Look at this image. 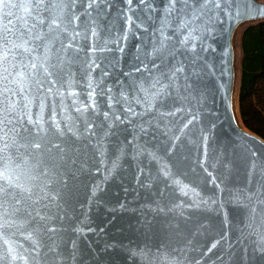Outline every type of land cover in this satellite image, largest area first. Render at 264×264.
I'll return each mask as SVG.
<instances>
[{
	"label": "snow or ice",
	"instance_id": "6c2138e0",
	"mask_svg": "<svg viewBox=\"0 0 264 264\" xmlns=\"http://www.w3.org/2000/svg\"><path fill=\"white\" fill-rule=\"evenodd\" d=\"M0 12V152L7 154L17 146L13 135L27 137V145L39 155L47 152L46 160L33 163L25 156L19 165L6 161L0 168V229L11 228L16 223L12 217L21 215L19 222L28 227L20 235L31 241L25 249L29 255H18L6 240L8 247L0 254V264H28L30 257L35 264H70L71 255L58 251L59 243L51 239L57 236L63 215L59 203L72 201L77 185L89 173H99L109 165L104 172L110 175L117 167L124 145L116 139L109 154L108 130L117 123H131L130 117L182 111L176 102L198 98L200 77L215 67L198 54L203 38L222 31L225 20L242 22L264 15V4L256 0H0ZM141 29L152 41L145 55L154 57L150 66L156 71L144 80L122 85L113 95L112 85L104 89L102 83L108 81L109 73L101 69L97 79L93 71L108 66L109 56L123 50L121 40L133 30L140 35ZM66 92L73 98L75 115L65 116L62 124L57 120L55 98ZM80 94L83 100L78 99ZM50 98L51 115L45 121L43 113ZM37 100L39 111L34 119L32 107ZM101 104L108 110L101 112ZM59 106L67 111L63 99ZM165 106L170 112L160 111ZM147 126L142 121L141 131ZM163 150L171 152L172 148ZM139 152H147L158 162L151 177L157 185L195 192L179 178L183 173L173 172V166L160 155L143 146ZM249 163L256 172L264 169V157L255 152ZM21 168L26 174L23 182L14 175ZM257 179L264 193V174ZM95 191L93 186L91 192ZM253 193L250 190L236 199L248 200L253 214L259 210L264 215V198L252 203ZM52 208L55 213H50ZM260 251L264 252V244Z\"/></svg>",
	"mask_w": 264,
	"mask_h": 264
},
{
	"label": "water",
	"instance_id": "95a60500",
	"mask_svg": "<svg viewBox=\"0 0 264 264\" xmlns=\"http://www.w3.org/2000/svg\"><path fill=\"white\" fill-rule=\"evenodd\" d=\"M256 3L264 4V0ZM12 11L20 14L17 9ZM262 20L264 15L242 22L225 20L222 31L217 29L203 38L198 54L215 67L200 77L198 98L184 97L182 104L176 102L175 107H182V111L130 117L131 123H117L108 130L106 139L112 141L109 154L116 139L124 145L117 167L110 175L104 172L109 165L99 173H89L77 185L74 199L59 203L63 215L57 224V236L51 239L59 243L58 251L71 255L70 264H264V252L260 251L264 215L259 210L253 214L248 200L236 199L250 190H254L249 197L252 203L264 198L257 179L264 169L256 172L249 163L253 152L264 157V139L241 121L237 100L240 70L236 67L239 29ZM140 32L130 31L120 42L123 50L109 56L108 66L93 71L97 79L101 69L109 73L108 81L102 83L104 89L112 85L113 95L122 85L144 80L156 71L150 66L154 57L145 55L152 41L147 32ZM176 58L180 59L178 53ZM61 99L67 111L59 106ZM78 99L83 100L84 95ZM55 100L57 120L63 124L65 116L75 115L73 98L66 92ZM47 103L45 121L51 115V98ZM100 109L108 110L103 104ZM38 111L37 100L32 107L34 119ZM160 111L167 113L170 108L165 106ZM142 121L149 125L143 132ZM11 138L17 146L7 154L0 152V168L6 161L10 166L19 165L25 156L33 163L47 159L46 151L41 156L27 145V137ZM141 146L160 155L173 166V172L183 173L179 178L195 192L181 193L175 190L176 185H157L151 177L159 164L147 152L138 153ZM165 147L172 151L163 150ZM14 175L23 182L26 174L21 168ZM93 186L95 193L91 192ZM49 211L55 213L56 209ZM22 219L21 215L14 216L16 223L11 228L0 229V254L7 249V240L18 255H29L25 249L31 241L20 235L28 227L19 222ZM28 264L35 261L30 257Z\"/></svg>",
	"mask_w": 264,
	"mask_h": 264
},
{
	"label": "trees",
	"instance_id": "16d2710c",
	"mask_svg": "<svg viewBox=\"0 0 264 264\" xmlns=\"http://www.w3.org/2000/svg\"><path fill=\"white\" fill-rule=\"evenodd\" d=\"M240 49V118L246 128L264 139V20L243 29Z\"/></svg>",
	"mask_w": 264,
	"mask_h": 264
},
{
	"label": "rangeland",
	"instance_id": "374dc122",
	"mask_svg": "<svg viewBox=\"0 0 264 264\" xmlns=\"http://www.w3.org/2000/svg\"><path fill=\"white\" fill-rule=\"evenodd\" d=\"M245 25L239 29L238 33H237V37H236V67H237V71L240 70V61H241V49H240V37H241V31H243ZM238 73V72H237Z\"/></svg>",
	"mask_w": 264,
	"mask_h": 264
}]
</instances>
